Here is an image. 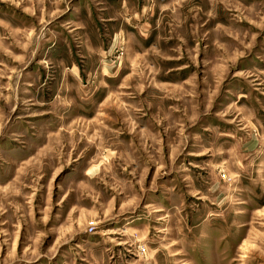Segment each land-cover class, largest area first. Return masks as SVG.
<instances>
[{"label":"rangeland","instance_id":"obj_1","mask_svg":"<svg viewBox=\"0 0 264 264\" xmlns=\"http://www.w3.org/2000/svg\"><path fill=\"white\" fill-rule=\"evenodd\" d=\"M0 264H264V0H0Z\"/></svg>","mask_w":264,"mask_h":264}]
</instances>
